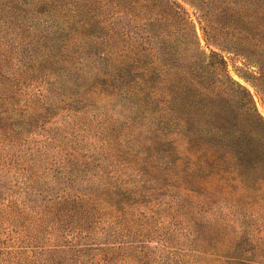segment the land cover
<instances>
[{
    "label": "rangeland",
    "instance_id": "374dc122",
    "mask_svg": "<svg viewBox=\"0 0 264 264\" xmlns=\"http://www.w3.org/2000/svg\"><path fill=\"white\" fill-rule=\"evenodd\" d=\"M249 100L264 0H0V264H264Z\"/></svg>",
    "mask_w": 264,
    "mask_h": 264
},
{
    "label": "trees",
    "instance_id": "16d2710c",
    "mask_svg": "<svg viewBox=\"0 0 264 264\" xmlns=\"http://www.w3.org/2000/svg\"><path fill=\"white\" fill-rule=\"evenodd\" d=\"M246 93V91H244ZM249 106L245 107L244 111L242 112L244 114V117H246L249 127H250V132H261L262 133V138H264V120L262 117L257 113L254 107L250 104V100L248 102ZM256 165H259V163H256ZM264 168V165H263Z\"/></svg>",
    "mask_w": 264,
    "mask_h": 264
}]
</instances>
